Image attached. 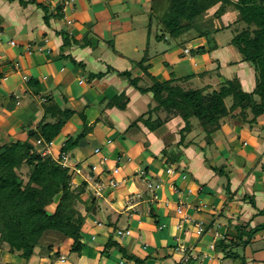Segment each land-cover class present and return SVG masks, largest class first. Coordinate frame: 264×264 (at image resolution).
<instances>
[{"label": "crops", "instance_id": "obj_1", "mask_svg": "<svg viewBox=\"0 0 264 264\" xmlns=\"http://www.w3.org/2000/svg\"><path fill=\"white\" fill-rule=\"evenodd\" d=\"M22 1L26 4L18 0H0V145L29 141L37 153H45L41 157L64 162L70 170H79L72 179V188L84 183L86 193L80 196L82 202L85 206H89V201L97 203L100 209L96 206L92 211L93 220H85L81 229L82 248L74 254L84 264H133L121 257L117 247L105 249L111 240L145 260L144 264H264V229L253 233L244 244L250 229L264 225V215L258 213L264 208V139L261 138L264 124H260L264 115L251 125L242 121L243 127L251 132L236 135V140L232 139L235 143L229 140L220 146L213 139L215 133L223 129L222 122L210 143H206L202 129L196 128L197 132L186 134L180 153L169 149L163 141L170 135L179 139L178 134L184 126L179 116H172L155 131L148 130L141 122L129 128L138 116L156 106L152 94L140 93L139 89L151 87L152 78L160 83L170 80V69L176 64L173 60L178 61L179 56L183 59L177 62L176 70L179 76L189 78L179 81L186 89L197 90L190 86L192 79L212 76L220 66L231 69L236 60L235 69L239 74L233 76L225 72L216 76L222 79L221 83L232 77L240 78V82L248 86L245 92H252L256 75L237 52H233V57L225 56L224 65L216 62L218 58L214 53L219 42L235 50L228 38L231 32L212 34V41L206 38L190 40L189 50L190 43L183 49H178L177 45L183 40L189 41L190 33L176 40L164 34L159 40L170 49L163 51L157 48L156 42L144 50L146 53L150 49L159 50L162 57L158 63H152L159 55L153 53L144 65L138 62H142L145 55L132 66L116 48L127 43L137 53L139 41L158 40V33L154 30L157 33L154 36L147 22L149 12L156 9L159 12L163 3L157 0H72L63 14L52 0ZM213 12L214 9L208 11L200 23L209 24ZM233 17L228 12L218 22L229 26ZM92 32L104 42L95 46ZM89 35L92 36L87 42L89 45L82 47L80 42ZM202 40L208 41L210 49L203 46ZM222 40L230 41L224 43ZM200 47L207 51L201 55L194 53ZM184 49L190 55L187 56ZM208 50L214 54L213 62ZM167 54L170 61L165 57ZM205 60L210 65H205ZM130 70L132 79L137 80V89L119 76ZM122 93L125 96L118 98ZM49 100L61 109L74 110L75 114L49 145H38L35 138L29 136L41 124L44 106ZM112 101L118 106L108 105ZM150 115L153 119H165L162 112ZM250 118L251 114L248 120ZM231 120L240 122L238 118ZM85 123L93 125L92 131L79 142L75 152H62L64 143L81 132ZM251 135L254 136L252 145L241 143L243 138H252ZM258 136L261 144L257 142ZM112 153H115V160L111 158ZM207 154L212 160H208ZM162 156L175 164L165 163ZM220 156L229 158L230 172L238 173L230 174L229 180L212 169ZM238 158L245 161L243 167L236 165ZM149 184L151 189H148ZM93 185L102 187L101 196L95 195ZM89 192L93 197L89 195L88 198ZM179 204L182 209L177 213ZM81 210L85 218L89 216L87 211ZM118 223L123 226L117 227ZM244 226L246 228L241 229ZM94 227H99L103 234L101 241L92 235ZM198 228L203 229L200 234ZM63 243L65 245L60 243L54 247L59 258H64L60 249L67 243ZM223 243L230 245L225 251ZM234 254L240 257L234 258ZM17 255V252L0 249V264H38L36 252L26 262Z\"/></svg>", "mask_w": 264, "mask_h": 264}, {"label": "trees", "instance_id": "obj_2", "mask_svg": "<svg viewBox=\"0 0 264 264\" xmlns=\"http://www.w3.org/2000/svg\"><path fill=\"white\" fill-rule=\"evenodd\" d=\"M163 1L167 3V9L160 24L166 29L165 34L173 40L196 32L200 38L212 41V34L229 30L233 34L230 45L237 50L241 61L254 70L255 88L247 93L242 90L238 79L234 78L224 80L218 90L204 93L202 89L192 90L179 86V81L184 79L186 81L189 78L182 80L175 78L164 83L152 78V86L139 91L152 94L156 103L152 111L164 113L165 119L157 117L152 119V123L136 119L129 128L137 127V123L141 122L148 130L155 131L172 116H179L184 122L178 134L181 140L179 144L193 128L202 129L206 143H210L212 135L220 129V122L224 117L236 113L232 117L241 119L244 123H255L257 117L264 115V0ZM20 4L26 3L20 0ZM211 9H214V12L210 23H200V19H203ZM228 12L234 17L232 23L226 26L218 21ZM65 43L67 44L68 40L64 38ZM205 52L203 47L194 51L200 55ZM77 65L81 66L79 63ZM125 73V77L129 79V74ZM128 82L136 88V79H129ZM124 96L125 94L122 93L118 98ZM226 100H230L228 107ZM49 101L44 106V118L48 119V122L39 124L37 131L33 130L29 136L35 138V142L38 138L36 136L40 133L45 144H49L75 114L74 110L61 109L54 101ZM114 103L109 102L110 105ZM249 114L251 118L248 120ZM80 117L84 122L82 114ZM92 128L93 125L84 124L82 131L74 138H69L61 151L66 152L69 147H77ZM35 148L29 141L0 145V249L9 253L20 252V257L28 261L34 256L36 248L40 247L50 252L54 249V244L58 246L66 239H71L73 244L70 251L79 253L82 248L80 233L85 217L81 214L80 207L76 208V204H82L80 196L85 193L86 186L83 183L78 188H71L70 169L51 158H42ZM22 164L29 169L25 183L15 173ZM212 169L222 175L219 169ZM55 201H57L55 208L50 212L47 208L54 205ZM258 213L264 215V208ZM245 228L244 226L241 229ZM260 229H264V225L250 229L246 233L244 244ZM54 234L56 236H53ZM238 237H241L240 234ZM113 246L118 248L124 260L133 264H144L145 260L128 253L111 240L106 244L105 249ZM222 246L224 251L230 247L229 244L224 245V243ZM228 254L230 255L229 252ZM233 257L240 256L234 254Z\"/></svg>", "mask_w": 264, "mask_h": 264}, {"label": "rangeland", "instance_id": "obj_3", "mask_svg": "<svg viewBox=\"0 0 264 264\" xmlns=\"http://www.w3.org/2000/svg\"><path fill=\"white\" fill-rule=\"evenodd\" d=\"M52 1H54L55 2V6H56V8L58 9V11H61L60 10V2L58 1V0H52ZM61 2H62V0H60ZM158 2H161V3H163V5H162V7H161V9H160V11L158 12V10L156 9V10H154V12L152 13L151 11L149 12V14H150V20H149V22H147V24H149V27L151 28V32L154 34V36L158 33V40H153L152 38H149V40H146V42L144 43L143 41L142 42H140L139 41V45L138 44H136V46L138 47V52L136 53V52H133V50H132V47H130L129 45H127V43L123 46V47H121V46H119L118 45V47H117V45H116V49L119 51V53L121 54L122 53V55L124 56V57H126L128 60V62H129V64L130 65H132L133 66V64L135 65V64H137L136 63V61H138L137 59H139L140 58V60L144 57V55H145V57H144V60L142 59V62H138V65H144V63H145V60L148 62V60L150 59V57L152 56L151 54H159V50H157V51H153V50H148L147 52L148 53H146L144 50H146V49H148V45H153V44H155L156 42V45H158L159 44V46H157V48H159L160 49V47H161V49L164 51V50H166L167 48L168 49H170V46H167L166 44H164V43H161V40H159L160 39V34L163 36L165 33H167L166 32V29H164V26L163 25H161L160 23H162V20H163V18H164V12L166 11V9H167V3L166 2H164L163 0H157ZM18 2L20 3V0H18ZM158 2H156V3H158ZM166 3V4H165ZM162 10V11H161ZM159 25V26H158ZM204 27V26H203ZM154 30H155V32H157V33H155L154 32ZM231 34V33H230ZM92 35L94 36V38H93V44L96 46L98 43L100 44L101 42H104V41H102V40H99V38L97 37V36H95L94 35V33L92 32ZM232 36H233V34H231V35H229V37L228 38H232ZM90 37H92L91 35H89L88 36V39H86V40H82L81 42H80V44H81V46L82 47H86L87 46V42L89 41L90 42ZM200 39V37H199V35H198V33H196V32H193V33H191L189 36H187V39L189 40V41H181V44H179V45H177V48L178 49H183V47H184V45H189V43H190V46L189 47H187L188 48V50L189 49H191V44H192V42L190 41V40H193V41H195V39ZM109 41H111V40H109ZM109 41H107V43L109 42ZM207 41V40H206ZM224 43H227V42H229L230 40H222ZM112 42V41H111ZM217 42V41H216ZM202 44H203V46L205 47V48H207V49H210L209 47V43H208V41L207 42H205L204 40H202ZM218 50H217V52H215L214 54H215V57H217L218 59H217V61L216 62H218V64L219 63H221V64H223V61H225V56H231L232 54H234L233 52H237V50L235 49L234 51L233 50H230L229 48H231V47H228V46H223L220 42L218 43ZM228 45V44H227ZM176 47V46H175ZM188 50L187 49H184V52L186 53V55L188 56V55H190L189 53H188ZM207 51V50H206ZM208 52L210 53V50H208ZM213 53V52H212ZM147 54V55H146ZM214 54H211L210 53V58H211V60L210 61H212L213 62V57H212V55H214ZM218 54H219V57H218ZM160 57H162V54H159L156 58H154V59H152V63H154V65H156L157 63H158V59L160 58ZM166 57V59L167 60H169V57H168V54L165 56ZM231 57H233V56H231ZM239 58V57H238ZM182 60L183 59V57H181V56H179L178 57V61H175V59L173 60L175 63V66L173 67V69L171 70L170 69V72H169V79H175V78H184L185 76H179L178 75V73H177V70H176V66H179V64L177 63V62H179V60ZM170 61V60H169ZM221 61V62H220ZM233 61V60H232ZM231 61V63H233V62H235L234 64L235 65H233V68H225V66L224 67H219V66H216L215 68H217V67H219L218 69V71H217V73H219V74H217V76L218 75H222V74H225V72H227V73H231L233 76H235V75H237V74H239V70H236L235 68H237V66H238V61H233L232 62ZM204 64L205 65H210V62H208V60H205L204 61ZM237 64V65H236ZM220 65V64H219ZM224 65V64H223ZM215 66V65H214ZM245 66V69H247L248 67L246 66V65H244ZM239 68V67H238ZM156 69V68H155ZM249 69V68H248ZM228 70H231V71H229L228 72ZM244 69H242V71H243ZM134 71H135V69H134ZM146 71V68H144V70H143V72H145ZM133 72V71H132ZM234 72H237V73H234ZM245 72H247L248 73V71H245ZM126 73H128L129 74V79H132V73H131V70L130 71H128V72H126ZM125 73V74H126ZM146 73V72H145ZM216 74H214V75H212V76H205L204 78H199V79H192L191 81H190V86L192 87V88H194V89H198V88H202V90H204V93H208V92H211V91H213V90H218L219 89V87L221 86V81H222V79H218V77L216 76ZM120 76V78L121 79H125V80H127V81H129V79H127V77H125V75H124V73H122V74H120L119 75ZM231 78V77H230ZM233 78V77H232ZM231 78V79H232ZM234 79V78H233ZM238 79V81L240 82V78H237ZM240 79V80H239ZM240 84H242V87H243V90L244 91H247V88H248V86H246L247 84L245 83V82H240ZM131 86V85H130ZM179 86H183V83H180L179 84ZM108 102V101H107ZM107 102H106V104H104L103 106L105 107L106 105H107ZM225 103H226V106L228 107V106H230V100H226L225 101ZM117 104V103H116ZM116 104H112L111 106H115ZM108 105H110L109 103H108ZM121 104H119V106H120ZM118 106V105H117ZM116 106V107H117ZM41 107L43 108V106L41 105ZM151 113H153V111H152V108L149 110V111H147L146 113H145V115H140V116H138V118L137 119H141V121H143V122H145V121H147V122H150V123H152V117H151ZM147 114H149V115H147ZM235 115H236V113H235ZM250 115V114H249ZM233 116V115H232ZM232 116H227V117H224L222 120H221V122H222V128L223 129H220V131L218 132V133H215V135H214V139H213V141L214 142H216V144L217 145H219L220 143L221 144H226L229 140H231V141H233L232 139L236 136V137H238V136H241V134L243 133V135L244 134H246V132H251L250 130H248V129H245L244 127H243V123H242V121H241V119H238V121H240V122H236V121H232L231 120V118H234V117H232ZM238 117V116H237ZM226 119H229L230 121H227ZM46 122H48V119H46V118H43L42 120H41V122L40 123H42V124H44V123H46ZM228 123L227 125H225V123ZM248 123V122H247ZM252 124V122L251 123H248V125H251ZM260 124L262 125V124H264V118H262L261 120H260ZM84 125V124H83ZM85 125L86 126H89V125H87L86 123H85ZM247 125V126H248ZM243 127V128H242ZM248 128H249V126H248ZM158 129V128H157ZM195 133V132H197V129L196 128H193V129H191V131H189V132H187V135L189 134V133ZM254 132V131H253ZM260 133H261V131H260ZM239 134V135H238ZM40 136V133L36 136V137H38L37 138V141H40V143L42 144V143H46V142H44L43 141V139L41 138V136ZM213 136V135H212ZM236 137H235V140H236ZM244 137H246V136H244ZM251 137L252 138H249V137H246V139L245 138H243L242 139V141H241V143H243L244 145H245V143H250L251 145H252V141H253V137L254 136H252L251 135ZM56 138V137H55ZM212 138V137H211ZM258 139H257V142H260V144H261V140L259 139V136L257 137ZM261 138H263L264 139V134L262 133V136H261ZM36 140V139H35ZM54 140V139H53ZM37 141H36V143H37ZM164 142H165V144H167V147L169 148V149H171V150H173V151H175L176 153H180V151H181V149L182 148H184V146H185V144H184V140H182V143L181 144H179V141H181L180 139H178V140H176L175 139V137H173V135H170L167 139H165V140H163ZM52 142V141H51ZM50 142V143H51ZM175 142V143H174ZM236 141H233L232 143H235ZM49 143V144H50ZM232 143H230L231 145H232ZM49 144H47V145H49ZM184 144V145H183ZM220 144V145H221ZM188 144H186V146H187ZM219 145V146H220ZM229 146V145H228ZM229 149V148H228ZM75 150H76V147H69L67 150H66V152L68 153V154H70V153H73V152H75ZM114 150V149H113ZM209 152H210V150H209ZM40 156H41V153H38ZM241 154H243V152H241ZM101 155V153L100 154H97L96 155V157H99ZM207 156H208V160H212V156H209L208 154H207ZM113 157V159L115 160L116 159V156H115V153H112V155H111V158ZM149 157V156H148ZM43 158V157H42ZM161 159H163V161L166 163V162H168V163H172L173 165L175 164L174 162H173V160H171V161H169L167 158H164L163 156L162 157H160ZM95 159V158H94ZM218 161L216 162V164H215V166L213 167L214 169L216 168V169H219L220 171H221V174H222V176H223V178L224 179H228L229 180V177L230 176H233V174H236L237 172L234 170V171H232V172H230L229 170H228V167H231V162L229 161V158L228 159H225V158H221V156L220 157H218ZM60 164V163H59ZM27 171H29V169H27V167H26V165L25 164H22L21 166H20V168H17L16 170H15V173H16V175L20 178V180L23 182V183H25L26 181H27V179H28V177H27V175H28V172ZM69 173H71V183H70V185H72V179L74 178V174H76L75 173V169H73V170H70V172ZM231 174V175H230ZM238 174V173H237ZM230 175V176H229ZM17 181H19V180H17ZM95 186V187H94ZM93 187L95 188L94 189V191L97 193V194H99L100 196L102 195V187H100V186H98V187H96V185H93ZM71 188H72V186H71ZM85 193H86V190H85ZM95 193V195H97ZM88 196V198H90V196H89V194L87 195ZM81 198V197H80ZM89 200V199H88ZM56 202L57 201H55V203H54V205H51L50 207H48L47 208V210H49L50 212H52L53 210H54V208H55V204H56ZM81 202H82V199H81ZM77 206H79L80 207V210L82 209V208H84V210L82 209L81 211L84 213V211L86 212V213H88V215L89 216H87L86 218H85V220H93V218H92V211L95 209V207L97 206V210H99L100 209V206L97 204V203H91L90 201H89V206H85L84 205V203L82 202V204H80L79 205V203H77L76 204V208H77ZM82 214V213H81ZM83 215V214H82ZM87 215V214H86ZM94 217V216H93ZM110 222V221H109ZM111 223V222H110ZM119 225H117V227H121V226H123V224L122 223H118ZM99 227H94L92 230H91V233H92V235H94V236H96V239L97 240H99V241H101L102 239H104V236H103V234L100 232V230L98 229ZM95 230V231H94ZM81 233H82V231H81ZM81 233H80V236H81ZM53 236H56L55 234L53 235ZM58 237V236H57ZM55 238V237H54ZM82 238V237H81ZM56 240H57V238H55ZM66 241V243H67V245H66V247L65 248H61L60 249V253L64 256V261L63 260H61V257L59 258V254L57 253V252H55V250L54 249H52L50 252H48L47 250H42L40 247H38V248H36V250H35V252H36V256H35V258H37V261H38V264H84L83 262V260H81V259H79L78 258V256H76V254H74V253H71L70 251H69V248L71 249V245L73 244V241L71 240V239H66L65 240ZM70 241H71V244H70ZM98 243V242H97ZM61 244H63V245H65V243H61ZM54 247H57V245H55L54 244ZM103 247V246H102ZM44 249H45V247H43ZM7 251V250H6ZM15 253V252H14ZM55 253H57L58 255H55ZM87 252H85V254H86ZM17 256H18V258H21L20 257V252H17ZM22 259V258H21ZM21 259H19V260H21ZM25 260V259H24ZM231 261V260H230ZM25 262H26V260H25ZM228 263H231V262H229V261H227ZM226 262V263H227ZM19 263V262H18ZM20 264V263H19Z\"/></svg>", "mask_w": 264, "mask_h": 264}, {"label": "built area", "instance_id": "obj_4", "mask_svg": "<svg viewBox=\"0 0 264 264\" xmlns=\"http://www.w3.org/2000/svg\"><path fill=\"white\" fill-rule=\"evenodd\" d=\"M60 2V10L61 12L64 14L66 12V10L71 6L72 4V0H62V2L60 0H58ZM17 67V65H15ZM36 144H41L40 141H37ZM41 156H45V153H42ZM61 159L64 161L65 160V157L63 155H61ZM63 167H66L64 162L60 163ZM75 172L76 173H79V170L75 169ZM110 185L113 186V182L110 181ZM148 189H151V185L149 184L148 185ZM97 194V193H96ZM98 195V194H97ZM154 199H156V196H154ZM181 204L178 205L177 209H176V212L177 213H180L181 212ZM203 231L202 228H198V234H200L201 232ZM64 258L61 257V260H63Z\"/></svg>", "mask_w": 264, "mask_h": 264}, {"label": "water", "instance_id": "obj_5", "mask_svg": "<svg viewBox=\"0 0 264 264\" xmlns=\"http://www.w3.org/2000/svg\"><path fill=\"white\" fill-rule=\"evenodd\" d=\"M180 159H181V158H180ZM244 164H245V161H244L243 159H241V158H238V159H237V161H236V165H237L238 167H243ZM17 182H19V181H17ZM89 195H90L91 197H93L91 192H89Z\"/></svg>", "mask_w": 264, "mask_h": 264}]
</instances>
